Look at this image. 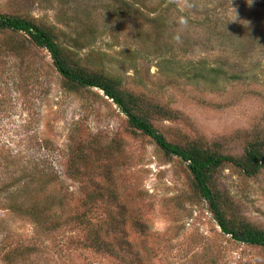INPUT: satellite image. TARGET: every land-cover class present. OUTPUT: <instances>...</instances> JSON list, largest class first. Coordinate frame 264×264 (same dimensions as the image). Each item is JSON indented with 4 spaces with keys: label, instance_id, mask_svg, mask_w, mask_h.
Wrapping results in <instances>:
<instances>
[{
    "label": "rangeland",
    "instance_id": "1",
    "mask_svg": "<svg viewBox=\"0 0 264 264\" xmlns=\"http://www.w3.org/2000/svg\"><path fill=\"white\" fill-rule=\"evenodd\" d=\"M0 14L74 26L81 59L176 114H149L169 142L239 158L252 137L264 139V0H0ZM21 44L0 32V264H264V249L221 233L186 163L132 135L101 92L70 91L47 52ZM161 55L187 71L229 65L246 79L211 90L162 74ZM214 181L228 213L264 231V150L257 176L223 165ZM91 195L98 227L121 222L109 236L118 258L85 248L84 231L67 223ZM15 247L26 255L8 258Z\"/></svg>",
    "mask_w": 264,
    "mask_h": 264
},
{
    "label": "trees",
    "instance_id": "2",
    "mask_svg": "<svg viewBox=\"0 0 264 264\" xmlns=\"http://www.w3.org/2000/svg\"><path fill=\"white\" fill-rule=\"evenodd\" d=\"M124 4L126 7L127 4ZM138 4H140V1ZM138 4L134 5L138 6ZM140 6L143 5L140 4ZM63 26L70 34L55 26H46L27 16L0 14V32H9L20 37L22 40L21 48L32 46L47 52L56 73L70 91L97 90L101 92L124 115L132 135H140L150 139L167 158L175 157L186 163L192 192L201 202L207 204L213 220L223 235L228 236L235 243L264 249V231L256 229L247 222L238 219L234 214L228 213L227 201L214 181V175L223 165L235 167L248 178L257 176L262 169L264 139L259 137L253 139L254 137H252V142L247 143L244 153L239 158L220 154L214 144L208 146L202 141L183 144L167 141L154 128L149 119V114L163 119H177L176 114L159 104L152 105L148 103L147 105L143 102L141 96L124 89L117 78L105 73L104 70L102 72L98 71L94 68L98 66L90 60L81 59L78 51L75 52L71 48L72 46L77 50L83 48L79 44L82 34H78V30L70 23ZM8 45L9 43L5 46ZM12 50L15 51V49ZM162 55L158 64L161 73L163 72L162 74L169 75V77L184 79L190 84H204L206 88L214 90L218 83H236L246 79L233 70L235 67L229 65L228 67L223 65L212 66L206 62H201L193 65L187 71V69H181L178 63L172 60L168 62ZM82 158L83 156L73 157L72 159L75 163H78L81 162ZM115 200L113 198L111 201ZM98 201V196H88L83 201L88 211L78 214L67 223L73 224L84 231L82 245L85 248L97 254H106L118 258L114 241L112 242L109 236L116 235V229L121 225V222L117 221V217L110 221L113 227L106 226L108 229L104 231L101 227H98L94 223V219L88 217L90 215L89 210L91 211L93 205H97ZM27 214V217L39 222L38 216L34 212H28ZM126 244L125 242L124 245L126 246ZM127 250H129V246H127ZM24 251L27 250L15 247L8 254V258L16 257L17 254H20L19 256L26 255Z\"/></svg>",
    "mask_w": 264,
    "mask_h": 264
},
{
    "label": "clouds",
    "instance_id": "3",
    "mask_svg": "<svg viewBox=\"0 0 264 264\" xmlns=\"http://www.w3.org/2000/svg\"><path fill=\"white\" fill-rule=\"evenodd\" d=\"M177 39H179V38L177 37Z\"/></svg>",
    "mask_w": 264,
    "mask_h": 264
}]
</instances>
